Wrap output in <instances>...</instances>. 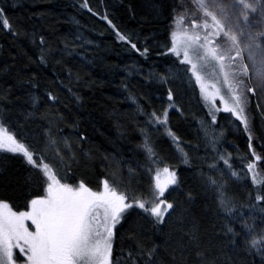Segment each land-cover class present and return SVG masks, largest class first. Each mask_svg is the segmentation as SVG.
<instances>
[{
  "label": "snow or ice",
  "instance_id": "obj_1",
  "mask_svg": "<svg viewBox=\"0 0 264 264\" xmlns=\"http://www.w3.org/2000/svg\"><path fill=\"white\" fill-rule=\"evenodd\" d=\"M192 3L203 15L192 13L190 31L184 21L191 9L184 4L173 9L174 24L184 26L170 33L167 52L178 58L177 67L184 65L194 77L200 93L209 102L212 124L217 123L220 111L239 122L248 148L247 156L240 160L241 172L250 174L255 192L249 193L246 203L227 195L228 180L239 177L241 172L235 170L237 157L232 152L221 151L215 136L210 142L215 156L210 163L205 160L208 171L199 169L202 187L215 194L217 214L224 221L218 239L227 238L233 253L236 248H242L246 255L258 257V264H264V176H259L257 171L264 169V129H258L249 115L250 97L264 95V30H254L264 25V0H192ZM80 7L105 21L118 41L126 43L145 60L149 58L151 49L139 47L136 40L117 27L107 9L101 13L92 7L90 0H81ZM0 14L4 17L0 26L11 31L12 23L2 6ZM252 14H258L255 23ZM39 44L42 51L39 61L46 64L45 54L55 53L43 35L39 36ZM75 47V43H66L61 51ZM209 74L218 79H208ZM153 78L169 82L164 74L148 77ZM16 79L22 80L19 73ZM27 83L32 89L39 87L31 79ZM123 86L128 88L127 84ZM14 87L0 85V99H7ZM24 95L27 99L21 107L31 108L26 112L31 117L40 111L41 98L32 91ZM45 97L47 103L59 102L53 90H48ZM130 99L136 102V97ZM167 100L170 103L161 110L148 109L137 102V113L144 117L140 126L143 140L138 146L144 160L129 168V176L114 172L102 178V186L95 187L83 179L77 180L73 171L77 153L87 155L83 143L87 134L75 131V139L66 136L60 127L64 121L62 113L43 116L45 123L35 144L0 122V151L20 156L36 173L32 177L34 187L22 204L0 197V264H167L161 255L165 249L171 264H187L185 258L190 250L197 264H235L234 256L223 247L216 251L204 248L198 230L183 233L178 240L165 231L173 221L183 227L186 215V209L173 196L181 188L178 170L162 160L148 135L150 129L163 127L180 146L181 138L169 126V110L182 112L183 109L175 104L171 88L167 90ZM257 107L264 109V105ZM72 126L78 128L75 121ZM182 162H191L187 153L183 154ZM144 176L148 177L147 184L142 182ZM184 195L185 203L191 204L192 192ZM133 214L151 225V230L133 222L123 237L120 259L114 252V243L120 237L118 226L123 229Z\"/></svg>",
  "mask_w": 264,
  "mask_h": 264
},
{
  "label": "trees",
  "instance_id": "obj_2",
  "mask_svg": "<svg viewBox=\"0 0 264 264\" xmlns=\"http://www.w3.org/2000/svg\"><path fill=\"white\" fill-rule=\"evenodd\" d=\"M80 2L0 0V6L4 7L13 26L11 31L0 26V85H15L7 99H0L1 122L35 144L45 123L43 116L62 113L64 121L60 127L66 136L75 139V131L87 134V140L83 142L87 155L77 153L73 165L76 179H83L93 187L102 186V178L106 175L119 171L127 177L129 168H134L136 161L144 160L138 147L143 140L140 126L144 117L137 113V102L148 109L161 110L170 103L167 90L171 88L175 104L183 109L182 112L175 108L169 110V126L181 138L180 146L171 140L163 127L148 131L162 160L174 161L172 165L180 173L181 188L173 196L186 209L183 227L173 221L165 231L178 240L183 233L198 230L204 248L216 251L223 247L234 256L235 264H254V261L258 264V257L246 255L242 248H236L233 253L227 238L218 239L224 221L217 214L215 194L204 190L199 172L201 168L207 172L205 160L210 163L215 156L210 143L214 136L219 140L221 151L232 152L237 157L235 170L241 172L240 160L248 154L246 135L235 120L237 131L223 132L222 129L223 136H220L219 126L204 116L207 110L200 104L198 87L191 74L184 65L177 67L178 58L167 52L170 33L176 29V24L172 25L176 15L173 9L178 4L191 9L184 21L188 27L193 12L201 16L203 13L195 8L192 0H90L92 7L101 13L107 9L117 27L136 40L139 47L151 49L145 60L126 43L118 41L105 21L81 8ZM3 18L0 14V21ZM41 35L55 53L45 54L46 64L39 61ZM89 40L91 44L86 43ZM66 43H75L76 47L61 51ZM18 73L22 80L16 79ZM150 74H164L169 82L155 78L149 80ZM29 79L39 87L32 89L27 83ZM68 88L72 91L69 92ZM48 90L57 94L58 103L45 102ZM27 91L41 98L40 111L31 117L26 114L31 108L21 107L27 99L24 95ZM131 96L136 97V102L130 99ZM249 115L254 118L258 129H264L261 116L255 109L249 110ZM74 121L77 129H73ZM204 129L210 131L207 133ZM184 153L191 158L189 164L181 163ZM257 171L259 176H264V169ZM35 175L20 156L0 151V197H9L16 205L22 204L34 187L32 177ZM147 181L148 177L144 176L142 182L147 184ZM188 191L194 197L191 204L185 203L184 194ZM254 192L250 174L246 171L241 172L238 180L232 177L227 182L226 193L237 202L246 203L249 193ZM133 222L151 230V225L136 214L123 229L118 226L120 237L114 243V252L120 259L121 246L125 243L123 237ZM161 255L167 264H171L167 249ZM185 259L187 264H197L191 250Z\"/></svg>",
  "mask_w": 264,
  "mask_h": 264
},
{
  "label": "rangeland",
  "instance_id": "obj_3",
  "mask_svg": "<svg viewBox=\"0 0 264 264\" xmlns=\"http://www.w3.org/2000/svg\"><path fill=\"white\" fill-rule=\"evenodd\" d=\"M229 2H230V0H229ZM251 18L253 20V23H255V20H257L259 17H258V14H252ZM183 26L184 25H179V26L176 25L175 31L178 30V28H182ZM189 30L191 31V26H189ZM254 30H257V31L264 30V25L257 26ZM172 55H174V54H172ZM209 73H210V70H209ZM191 77H192V75H191ZM192 79L194 80V77H192ZM208 79L217 80L218 77L212 76L209 74ZM197 87H198V85H197ZM222 90L225 92L227 91L226 88H223ZM198 91H199V87H198ZM199 99H200V104H202L203 107L205 108V110H207V112L204 114V116L207 117V119L211 122L210 115H208L209 110H210L209 109V102L203 98V94L200 93V91H199ZM258 104L264 105V95L251 96L250 102H249V110L255 109L258 112L259 116H261V122L264 125V109L258 108L257 107ZM180 105H182V104H180ZM217 105H219L222 108V105L220 104L219 100H217ZM224 114L228 115L227 119H230L229 122H225V120H227V119H224V117H226V115H224ZM221 117H223V118H221ZM235 120L236 119L234 117H232L229 113H224L223 111L218 112L217 113V123H216V125L219 126L218 130L222 131V129H223L224 130L223 132H230V130L232 132H234L235 128H234L232 122H234ZM0 122H1V119H0ZM259 124L261 125L260 122H259ZM203 131L208 133L210 130L204 129Z\"/></svg>",
  "mask_w": 264,
  "mask_h": 264
},
{
  "label": "bare ground",
  "instance_id": "obj_4",
  "mask_svg": "<svg viewBox=\"0 0 264 264\" xmlns=\"http://www.w3.org/2000/svg\"><path fill=\"white\" fill-rule=\"evenodd\" d=\"M174 24V21L172 22V25ZM221 118H223V117H221ZM224 119H227V117H225ZM222 120V119H221ZM229 120L230 119H227V120H225V122H229ZM233 123V126H234V128H235V130H234V132L235 131H237V127L234 125L235 124V122H232ZM188 154V153H187ZM188 156H189V154H188ZM181 159H183V157L181 158ZM165 163H168V164H170V165H172V163L174 162V161H172V162H168V161H164ZM181 163H183L182 162V160H181ZM173 166H175V165H173ZM176 167V166H175ZM177 168V167H176ZM177 170H178V168H177ZM178 173H179V170H178ZM180 174V173H179ZM240 178V176L239 177H236V180H238Z\"/></svg>",
  "mask_w": 264,
  "mask_h": 264
}]
</instances>
